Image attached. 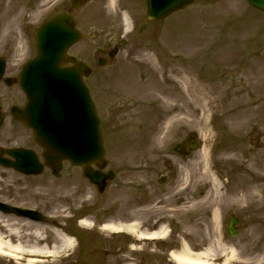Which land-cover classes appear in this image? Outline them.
I'll return each mask as SVG.
<instances>
[{
  "label": "rangeland",
  "instance_id": "obj_1",
  "mask_svg": "<svg viewBox=\"0 0 264 264\" xmlns=\"http://www.w3.org/2000/svg\"><path fill=\"white\" fill-rule=\"evenodd\" d=\"M199 6L197 12L192 8L161 23H147L144 9L134 10L137 23L116 66L134 69V77L121 80L118 86L134 91L140 106L131 108L126 100L131 94L120 91L116 103L127 112L110 122L105 119L107 135L111 132L107 168L115 171L116 178L100 195L87 186L78 168L66 165L57 179L44 172L38 192L28 194L39 198L36 204L46 215V224L39 228L18 221L25 227L13 242L24 249L49 242L59 247L60 241L50 231L53 226L82 241L83 251L75 250L68 260L63 258L65 253L50 258L27 256L42 261L22 264H175L168 252L182 245L194 253L209 250L210 264H264V183L255 198L240 203L229 200L232 190L250 178L264 181V13L251 9L244 0H200ZM114 24L100 21L93 28L96 37L86 38L74 54L88 61L97 57L94 49L104 42L100 29ZM121 26L117 21L116 27L121 30ZM234 35L235 45L229 42ZM181 70L205 90L203 99L198 98L201 91L195 96L191 92L192 98L183 92L174 79ZM155 83L157 87L152 86ZM95 84L90 87L101 115L106 94ZM156 134L163 140L154 146ZM188 135L197 138L201 149L174 154ZM30 195L27 206L34 204ZM135 196L148 205L134 209ZM231 216L239 219L234 238L226 232ZM77 217L89 225L78 226ZM12 220L10 233L14 235L20 224ZM134 220L139 221L140 233L163 227L165 234L159 240L164 242L152 244L127 232L114 237L110 231L96 230L103 223ZM53 221L60 225H52ZM117 240L122 242L115 258L101 253L110 245L111 250L115 248Z\"/></svg>",
  "mask_w": 264,
  "mask_h": 264
},
{
  "label": "flooded vegetation",
  "instance_id": "obj_2",
  "mask_svg": "<svg viewBox=\"0 0 264 264\" xmlns=\"http://www.w3.org/2000/svg\"><path fill=\"white\" fill-rule=\"evenodd\" d=\"M199 1L200 0H195L193 4L186 6L182 11H188L193 8L194 11L197 12L200 7L198 4ZM138 7L144 9L143 19L146 20V0H0L1 202L16 207H26L27 196L30 195L28 192L36 194L42 184L41 175L27 176L21 171L22 165L26 163L28 151L34 154L39 163L42 162V149L34 141L31 131L15 118L16 112L23 109L26 102L25 95L20 88L19 78L24 63L28 57H31L35 53L33 47L35 29L49 18L60 13H68L74 18L76 27L83 34V38L84 34L86 38H95L96 35L93 33V28L98 27L99 25L97 24L104 19L106 22L111 21L115 23L114 25H106L100 29L104 42L94 49L95 56L97 57H93L89 64H87L88 67H92V69H90L89 75L85 77V81L89 87L90 85H94V83H97L95 85L100 84L101 90L104 88L103 90L106 94V98H104L103 91L102 97L104 98L106 106L104 112L101 114V130L103 142L107 149V138L111 132L107 135L105 119H107V122H110L120 113L127 112V109H121L116 103V99L120 96L121 90L118 86L120 81H128L130 77H132L129 70L127 72L125 69L122 70L116 66L118 54L123 49V41H121V39L125 38V40H127L129 36L128 33L123 34V32L116 27V22H121L124 17L128 19L130 23L137 22L134 10ZM229 42L233 45L236 44L235 35ZM122 71L124 72L123 74ZM120 75L122 76L120 77ZM126 92L132 93L134 91ZM100 93L102 95V91H100ZM127 104H131V108L135 109L140 106L138 101L134 99L128 100ZM134 114H137V111H135ZM139 115L142 116L144 113H140ZM176 151L179 152L180 156L181 154H186V143H181L177 146ZM104 171L105 170H102V172ZM51 178L57 179L58 176L51 175ZM86 182L87 186L90 187V181L86 179ZM110 185L111 184L108 183L107 187ZM135 191L140 194L139 190ZM30 197H32L34 201V204L29 205L30 208L39 211L40 209L36 204L39 202V198L35 195H30ZM119 205H117V207H119ZM145 205H148L147 200L144 199L140 201L138 200V196L133 197L134 209L137 210L139 207ZM12 219L15 220L13 223H17V225L20 224L18 221L21 219L12 214L0 212L1 235L6 240L7 244L15 246L13 240L18 236L17 232L23 231L25 224H20L19 229L16 228L15 234L12 235L10 233ZM136 223L139 225L138 220H136ZM38 227L41 228V226ZM121 242V240L115 241V248L111 250L110 245L108 249H104L101 253L108 257L115 258V252L121 251L119 246ZM45 246L49 248L52 246V243L49 242L48 245ZM78 247V252H80V245H78ZM166 249L169 251L168 247ZM85 250L87 251L89 248ZM95 250L96 246L92 251L95 252ZM28 260L30 259L24 254L0 256V264H22L26 263ZM115 262H117V259ZM136 264H140V262Z\"/></svg>",
  "mask_w": 264,
  "mask_h": 264
},
{
  "label": "water",
  "instance_id": "obj_3",
  "mask_svg": "<svg viewBox=\"0 0 264 264\" xmlns=\"http://www.w3.org/2000/svg\"><path fill=\"white\" fill-rule=\"evenodd\" d=\"M191 1L148 0V18L163 19ZM246 1L264 11V0ZM79 37L74 22L65 15L50 19L37 31L38 55L26 64L21 75V87L27 97L21 119L32 128L37 142L44 148L45 163L53 173L60 169L61 160L67 159L74 165L82 166L83 174L101 191L105 180L112 179V173L103 175L86 167L89 162H96L100 168L104 166L99 119L81 79L83 64L65 57L67 48ZM67 61L74 63L73 67L61 66ZM189 144V150L196 146ZM23 170L30 174L40 170V167L38 169L29 160ZM0 210L43 221L42 216H36L30 210L10 208L1 203ZM232 221L228 226L230 236L235 235Z\"/></svg>",
  "mask_w": 264,
  "mask_h": 264
},
{
  "label": "bare ground",
  "instance_id": "obj_4",
  "mask_svg": "<svg viewBox=\"0 0 264 264\" xmlns=\"http://www.w3.org/2000/svg\"><path fill=\"white\" fill-rule=\"evenodd\" d=\"M125 28L128 27V23L124 21ZM179 74L174 77V79L178 80L183 87V92L186 93L187 97L190 98L191 92H193V96L197 95L201 91V96L198 95V98H204L205 96V90L200 89L199 85L194 84L193 82L189 81L187 78V75L183 73V70L181 72H178ZM157 87V85H155ZM154 87V86H153ZM154 89V88H153ZM198 90V91H197ZM157 91V90H156ZM208 95V94H207ZM192 98V97H191ZM209 98V97H208ZM194 99V98H193ZM192 99V100H193ZM164 100L168 103H170V100L165 97ZM210 101V100H209ZM163 137L159 135L154 136V146L160 145L162 142ZM216 182L212 181L213 188L216 189ZM262 178H255L253 180H248L246 183L234 188L232 191L233 196L229 198L231 202L234 203H240L243 200H248L250 198H255L257 196V193L262 189ZM212 188V187H211ZM217 190V189H216ZM218 191V190H217ZM213 223L215 224L218 221L217 212L214 211L212 216ZM82 225H87L88 222L85 220H82L80 222ZM104 229L109 231H117V232H128L129 234L138 235V238H161L165 234V229L163 227H159L157 231L153 232L152 234L148 233H139L137 230V223L130 222L128 224H107L105 225ZM56 238L60 241L59 247L53 245V251L47 252L43 247L41 248H32V253H38V254H53L57 253L62 248L69 249L73 248L74 246V239L72 237L64 236L63 234H60L56 230H54ZM6 246L12 251V249L21 251L23 248L20 245H16L13 247L12 245L7 244L0 238V251H2ZM209 251V250H208ZM207 250L199 253H193L191 252L185 245L182 247V249L178 252H172L170 254V259L175 264H210L207 260L210 259V253ZM231 252V251H230ZM233 253V251H232Z\"/></svg>",
  "mask_w": 264,
  "mask_h": 264
}]
</instances>
